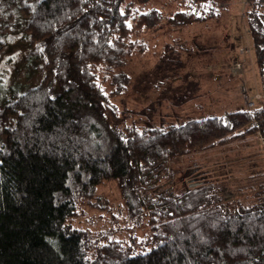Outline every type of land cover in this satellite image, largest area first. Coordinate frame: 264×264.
Wrapping results in <instances>:
<instances>
[{
    "label": "trees",
    "instance_id": "trees-1",
    "mask_svg": "<svg viewBox=\"0 0 264 264\" xmlns=\"http://www.w3.org/2000/svg\"><path fill=\"white\" fill-rule=\"evenodd\" d=\"M149 1L0 0V64L11 35L28 46L23 79L0 80V264H264V185L236 198L203 162L174 167L245 134L264 137V96L222 117L115 125L112 99L147 53L141 33L216 21L232 0H184L168 15L139 8ZM246 4L264 88V0ZM178 177L189 178L181 190ZM105 182L119 187L117 209L101 202ZM86 203L110 224L83 227ZM143 223L144 238L118 236Z\"/></svg>",
    "mask_w": 264,
    "mask_h": 264
},
{
    "label": "rangeland",
    "instance_id": "rangeland-1",
    "mask_svg": "<svg viewBox=\"0 0 264 264\" xmlns=\"http://www.w3.org/2000/svg\"><path fill=\"white\" fill-rule=\"evenodd\" d=\"M246 5V0H232L216 21L195 22L183 29H172L162 22L142 32L140 39L148 42L147 53L139 63L134 61L131 65V87L112 99L120 109L115 125L142 130L189 119L222 117L260 100L264 88L260 85L252 36L246 26ZM139 8L142 11L157 8L168 15L188 6L184 0H150ZM22 39V33L9 38V52L0 64V80L6 83L16 77L23 79L28 46ZM37 76V71H32L31 83ZM180 161L174 165L175 171L180 165L185 168L194 161L203 162L208 177L229 186L236 198L251 196L264 185V137L257 134H245ZM188 181L189 178L182 182L178 177L174 186L181 190ZM98 194L110 208L117 209L122 203L116 183L105 182ZM93 206L87 203L82 206L79 221L83 227L101 230L110 224V214L92 209ZM95 215L101 220L96 223L94 219L98 225L91 224ZM124 217L123 214L119 217L121 226ZM124 226L129 229L118 236L125 240L131 235L144 238L149 234L145 223Z\"/></svg>",
    "mask_w": 264,
    "mask_h": 264
},
{
    "label": "built area",
    "instance_id": "built-area-1",
    "mask_svg": "<svg viewBox=\"0 0 264 264\" xmlns=\"http://www.w3.org/2000/svg\"><path fill=\"white\" fill-rule=\"evenodd\" d=\"M238 68V67H236ZM260 99H262L263 97L259 96ZM253 106V103L249 105V107H252Z\"/></svg>",
    "mask_w": 264,
    "mask_h": 264
}]
</instances>
